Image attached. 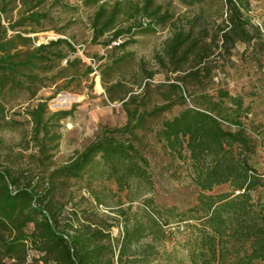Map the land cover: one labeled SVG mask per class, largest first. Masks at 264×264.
I'll list each match as a JSON object with an SVG mask.
<instances>
[{
    "label": "trees",
    "instance_id": "1",
    "mask_svg": "<svg viewBox=\"0 0 264 264\" xmlns=\"http://www.w3.org/2000/svg\"><path fill=\"white\" fill-rule=\"evenodd\" d=\"M46 1L36 3L41 5ZM82 1L99 4L92 18L94 40L110 47L109 70L121 75L116 82L105 81L104 85L112 101L123 102L128 120L123 126H103L95 139L70 161L54 166L48 148L60 136L52 132L51 121L55 117L67 118L73 110L58 111L47 117V103L41 102L29 112L40 170L27 176L25 169L15 172L12 166H0V264H116L117 261L129 264L137 260V256H130V249L134 242L143 239L144 222L133 221L128 211L121 210L127 220L116 254L117 245L111 231L114 224L102 225L95 219L81 221L66 216L63 192L72 180L84 178L97 166H102L121 188L132 182L153 187L150 161L140 143L143 133L154 122L158 123L152 128L158 140L174 156L190 159L200 188L198 203L174 216L179 223L201 221L197 236L200 240L191 249L195 263L264 261V205L257 204L253 197V192L264 186V177L251 162L257 146L246 126L249 111L244 98L222 90V101L209 99L205 101V108L188 106L170 115L176 105L187 102L184 87L198 85L209 78L214 56L231 55L239 43L264 50V30L248 13L252 0H224L221 17L226 13V18L214 34L198 31L200 15L194 20L184 18L177 14L172 3L118 0L109 7L104 0ZM204 1L185 0L191 5ZM259 1L264 4V0ZM44 17V13L33 12L28 19L40 22ZM167 25L172 26V33L155 58L161 66L178 73V82L170 83L160 93L163 102L159 103L155 101L151 82L157 71L149 68L145 60L138 62L140 73L135 84L142 88L138 92L126 84L125 69L134 62V54L128 47L138 42L136 36L154 33ZM13 41L0 40V93L9 87L36 84L39 72L52 71L71 51H77L74 42L60 37L21 55L13 53ZM81 63L79 56L68 58L60 77H76ZM93 71L88 66L87 74ZM228 101L233 104L231 111ZM0 114H5L1 102ZM4 127L0 122V130ZM222 184H228L229 190L212 193ZM147 201L149 207L152 199ZM150 209L151 232L163 238L165 227L171 224L164 217L165 211L173 213L176 208ZM140 258L149 260L150 256L145 253Z\"/></svg>",
    "mask_w": 264,
    "mask_h": 264
},
{
    "label": "rangeland",
    "instance_id": "2",
    "mask_svg": "<svg viewBox=\"0 0 264 264\" xmlns=\"http://www.w3.org/2000/svg\"><path fill=\"white\" fill-rule=\"evenodd\" d=\"M111 7L118 0H104ZM141 2L143 0H128ZM157 3H172L177 14L184 18L195 19L200 15L198 31L214 34L222 23L221 12L224 0H205L203 3L191 5L185 0H155ZM37 0H0V40L12 42L13 53L25 55L41 43H48L60 37L69 38L75 43L76 52L62 60L52 71L39 72V80L29 87L11 89L0 93V102L4 105L5 114H0V122L5 127L0 130V166H12L15 172L26 170V175L37 174L40 170L39 154L36 142L32 138L33 120L29 112L41 102L47 103V117L58 111L73 110L67 118L55 117L51 121V130L60 139L49 144V152L53 155L54 166H60L83 150L105 125L123 126L127 123L128 114L120 100L112 101L104 85L116 82L121 75L109 70L111 63L110 47L101 40L95 41L92 18L99 4H89L82 0H47L37 5ZM33 12L46 15L40 22L28 19ZM249 15L255 24L264 30V4L252 0ZM125 23L122 20L121 23ZM14 26V27H13ZM172 33V26H162L154 33H139L138 42L129 46L133 52L134 62L125 70L128 78L126 84L141 92L136 82L138 62L145 60L156 70L153 84L154 98L162 103L160 94L172 82H178L169 69L161 66L155 54L161 51L164 42ZM21 34V37H17ZM79 56L83 63L79 65L76 77H60V70L67 65L68 58ZM212 73L198 85L184 87L187 97L185 104L175 106L172 114L176 115L183 108L200 106L205 108L206 100L222 101L221 91L244 98L249 115L245 118L249 133L256 141L257 150L251 157L252 164L264 177V50H257L253 45L239 43L231 55L225 53L213 57ZM88 66L94 71L87 74ZM146 82V80H145ZM144 82V83H145ZM78 96L69 104L59 105L61 96ZM118 95V94H116ZM229 110L233 109L228 101ZM152 123L145 133L140 147L150 161V173L154 186L143 183L125 184L121 188L115 180L105 173L102 166L90 170L84 178L72 180L64 193L66 203L65 215L75 220L88 221L95 219L104 224H114L112 237L117 245V253L123 237L127 217L121 210L128 211L132 220L140 219L146 226L143 239L134 242L130 256L137 260L129 264H196L192 259L191 249L200 233L201 221L191 220L179 223L174 216H179L198 203L200 188L193 176V166L188 157L174 156L165 145L158 140ZM226 126H230L225 123ZM229 190L228 184L218 185L212 193L218 194ZM254 201L264 205V186L253 192ZM152 199L149 207L147 200ZM162 209L175 207L173 213L165 211V219L171 224L165 227L166 235L160 238L151 232L149 208ZM150 209V210H151ZM198 244V243H197ZM149 260L140 258L143 254ZM129 261V260H128ZM42 264V263H41ZM123 264V262H116ZM257 264H264L258 261Z\"/></svg>",
    "mask_w": 264,
    "mask_h": 264
},
{
    "label": "bare ground",
    "instance_id": "3",
    "mask_svg": "<svg viewBox=\"0 0 264 264\" xmlns=\"http://www.w3.org/2000/svg\"><path fill=\"white\" fill-rule=\"evenodd\" d=\"M74 99H79L78 96H61L59 98V105H65V104H69L71 101H73Z\"/></svg>",
    "mask_w": 264,
    "mask_h": 264
}]
</instances>
